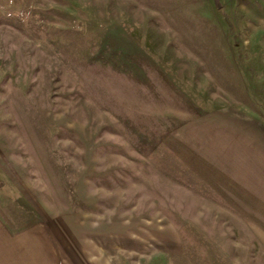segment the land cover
Listing matches in <instances>:
<instances>
[{"label": "rangeland", "instance_id": "374dc122", "mask_svg": "<svg viewBox=\"0 0 264 264\" xmlns=\"http://www.w3.org/2000/svg\"><path fill=\"white\" fill-rule=\"evenodd\" d=\"M0 0V264H264V0Z\"/></svg>", "mask_w": 264, "mask_h": 264}, {"label": "water", "instance_id": "95a60500", "mask_svg": "<svg viewBox=\"0 0 264 264\" xmlns=\"http://www.w3.org/2000/svg\"><path fill=\"white\" fill-rule=\"evenodd\" d=\"M216 8H219L218 0H214Z\"/></svg>", "mask_w": 264, "mask_h": 264}]
</instances>
